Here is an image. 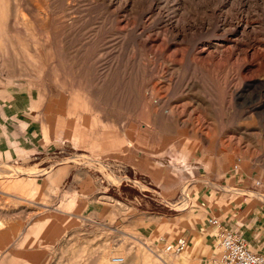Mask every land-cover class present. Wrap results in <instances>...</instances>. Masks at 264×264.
Segmentation results:
<instances>
[{
  "label": "rangeland",
  "instance_id": "374dc122",
  "mask_svg": "<svg viewBox=\"0 0 264 264\" xmlns=\"http://www.w3.org/2000/svg\"><path fill=\"white\" fill-rule=\"evenodd\" d=\"M262 212L264 0H0V264H201Z\"/></svg>",
  "mask_w": 264,
  "mask_h": 264
},
{
  "label": "crops",
  "instance_id": "0c3cea01",
  "mask_svg": "<svg viewBox=\"0 0 264 264\" xmlns=\"http://www.w3.org/2000/svg\"><path fill=\"white\" fill-rule=\"evenodd\" d=\"M218 221L222 227L236 231L251 251L264 255V212L259 217H252L249 222L244 223L231 221V219L225 222L220 219ZM191 230L192 233H187L186 238L189 244L188 248L192 251L195 248V253L192 252L188 259L201 264H219L221 256L218 250L220 249L218 242L216 244L219 229H216L215 233L211 235L199 231L193 232V228Z\"/></svg>",
  "mask_w": 264,
  "mask_h": 264
},
{
  "label": "built area",
  "instance_id": "2783aa9c",
  "mask_svg": "<svg viewBox=\"0 0 264 264\" xmlns=\"http://www.w3.org/2000/svg\"><path fill=\"white\" fill-rule=\"evenodd\" d=\"M209 223L219 229L218 247L221 251L219 264H264V255L251 251L245 244V241L234 230L224 228L217 219H211ZM185 240L178 239L175 244L168 245L167 252L179 253L185 248ZM116 264L122 260L115 259Z\"/></svg>",
  "mask_w": 264,
  "mask_h": 264
}]
</instances>
